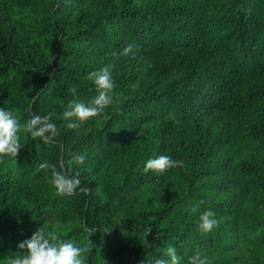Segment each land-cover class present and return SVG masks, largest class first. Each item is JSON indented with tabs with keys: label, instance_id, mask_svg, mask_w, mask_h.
Instances as JSON below:
<instances>
[{
	"label": "trees",
	"instance_id": "16d2710c",
	"mask_svg": "<svg viewBox=\"0 0 264 264\" xmlns=\"http://www.w3.org/2000/svg\"><path fill=\"white\" fill-rule=\"evenodd\" d=\"M108 64L113 103L68 129L75 118L63 112L98 95L87 76ZM0 107L21 123L51 113L58 130L50 144L20 133L18 155L3 157L6 231L49 208L61 238L90 249L88 264H149L176 243L206 256L213 248L210 264H245L219 246L243 230L224 220L235 209L248 206L244 215L264 225V0H0ZM73 154L86 157L72 166L86 191L57 196L38 166L67 171ZM161 155L184 167L145 173ZM207 174L225 198L200 186ZM206 210L219 223L202 233ZM119 229L141 235L95 251L93 231Z\"/></svg>",
	"mask_w": 264,
	"mask_h": 264
},
{
	"label": "clouds",
	"instance_id": "9594fccd",
	"mask_svg": "<svg viewBox=\"0 0 264 264\" xmlns=\"http://www.w3.org/2000/svg\"><path fill=\"white\" fill-rule=\"evenodd\" d=\"M131 49L130 45L124 50V54L130 52ZM112 68L113 65L108 64L88 74L87 79L94 84L98 95L87 105L76 100L69 103L68 110L64 111L60 117L66 121H73L75 118L73 122L66 125L68 129H79L85 121L100 115L113 103L112 93L115 85ZM71 91L74 94L76 89L72 88ZM51 115V113L43 117L33 115L27 122L21 123L18 113L0 107V163L3 162L4 156L16 157L18 155L22 147L20 133L30 134L32 139H40L44 144L53 143L58 130L55 123L51 122ZM85 159V155L73 154L67 162V171L58 170L56 165H50L47 161L40 163L38 169H50L51 175L48 182L55 189L56 195L69 196L77 189L86 191L81 188L80 172H73L72 168L73 165L83 164ZM63 167L64 165L61 164V168ZM177 167H184V162L161 155L148 159L143 171L148 173L151 170L156 174H163L168 169ZM218 223L215 213L212 210H206L199 217L198 230L202 233H209L218 226ZM17 247L20 251L8 257L7 264H88V257L85 253L90 252V249L78 247L73 241L62 239L56 232L46 231L42 226L32 234L30 239L23 240ZM180 260L177 248L169 245L164 251V256L154 257L149 264H180ZM189 264H210V261L205 254L197 250L189 258Z\"/></svg>",
	"mask_w": 264,
	"mask_h": 264
},
{
	"label": "rangeland",
	"instance_id": "374dc122",
	"mask_svg": "<svg viewBox=\"0 0 264 264\" xmlns=\"http://www.w3.org/2000/svg\"><path fill=\"white\" fill-rule=\"evenodd\" d=\"M216 175H210L207 174L204 177V182L200 184V186L210 190V193H214V195L219 196L221 199L225 198V194L221 191V189L213 186L211 184V181L215 182ZM244 212L247 216L251 215V211L248 206L241 208L240 210H236L228 217H224V220H229V229L233 228L236 223H240V225L243 227L242 231H239L240 233L236 236V233L232 235V233L229 234V241L222 246H219L221 248L222 252L225 251H231L233 253H240L242 256H245L244 263L245 264H264V225L254 222V220L250 221V218H247L244 215ZM159 215L156 217V220L158 221ZM239 217V220H236V218ZM260 217L264 219V212H261ZM250 221V222H249ZM163 222H165L163 220ZM60 221L57 219V216L55 212H53L49 208H43V209H36L33 208L31 211L27 212V217L24 220V224L22 225V229L17 232H10L6 231L3 227L0 226V240H1V246H2V253L0 257V264H7L8 257H11L14 253L20 251L18 249L17 245L22 242L25 239H30L32 234L39 228L44 227L46 231H54L56 232L60 237ZM258 226V228H256ZM140 234H137L136 232L128 233L127 231L123 229H119L115 234L109 235L108 238H100L99 234H96L95 231L92 232V237L96 242V247L94 248L95 251H99L100 246L115 244L118 240L125 239H135L139 238ZM104 237V236H103ZM100 245V246H99ZM183 243H176L175 247L177 248V255L181 257L180 264H189L188 257L194 255V251L186 250L182 247ZM209 251L206 253L207 258L215 259V255L217 252H213V248H209ZM164 256V255H163ZM167 259V257H164ZM187 258V259H186ZM237 261V260H236ZM99 264H124L121 262L116 261H110V260H103L99 259ZM238 264V261L236 262Z\"/></svg>",
	"mask_w": 264,
	"mask_h": 264
},
{
	"label": "water",
	"instance_id": "95a60500",
	"mask_svg": "<svg viewBox=\"0 0 264 264\" xmlns=\"http://www.w3.org/2000/svg\"><path fill=\"white\" fill-rule=\"evenodd\" d=\"M64 165V164H63ZM63 169V171H64V167L62 168Z\"/></svg>",
	"mask_w": 264,
	"mask_h": 264
}]
</instances>
